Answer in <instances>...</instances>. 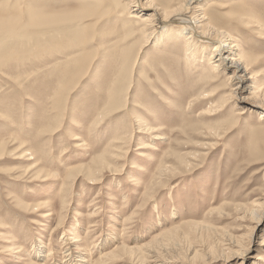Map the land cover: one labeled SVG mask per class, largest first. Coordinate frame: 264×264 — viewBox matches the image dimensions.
<instances>
[{
    "label": "rangeland",
    "instance_id": "374dc122",
    "mask_svg": "<svg viewBox=\"0 0 264 264\" xmlns=\"http://www.w3.org/2000/svg\"><path fill=\"white\" fill-rule=\"evenodd\" d=\"M128 1L0 0V264H264V104L239 116L264 102V0L197 7L256 65L221 111L213 46L191 65L159 28L137 57Z\"/></svg>",
    "mask_w": 264,
    "mask_h": 264
},
{
    "label": "bare ground",
    "instance_id": "6f19581e",
    "mask_svg": "<svg viewBox=\"0 0 264 264\" xmlns=\"http://www.w3.org/2000/svg\"><path fill=\"white\" fill-rule=\"evenodd\" d=\"M201 1L202 0H185L177 4L169 3V6L167 8H163L157 0H147V2H144L145 4L143 6L141 5V0H129L127 4L128 6L131 5L132 7H135L136 11H138L139 13L142 12L147 14V24L142 29V39L144 41L139 45V48L137 49V57H139L140 52H142V50H144V48L148 46L152 39L157 38L156 31L159 28H161L160 34L165 33L163 41H167V44H170L171 42L175 43L177 40H180L179 38H182V40L184 41V46L181 49H183L186 60H188L191 65H194L197 62L200 63L204 57L202 53L206 49L208 50V48L213 46L211 51L212 53L209 59V67H207V70H205L203 74V77L204 75L205 77L202 78L200 82H198L199 85H201L200 88L205 91L208 90L206 88H212L214 93L209 95V97H216L224 91V94L226 95L224 96V100L222 102L223 106H220L219 108V111H221L223 109L230 108L232 102L235 105L237 104L235 99L242 91L247 89L245 87V82L250 81L253 78V75H251V71L256 65H254L253 62L249 61V59L245 57V55H243L244 52L242 54H237L234 51L237 45L236 42H239V39L227 33V31L224 30L221 25H214L211 19L207 17L206 13L202 14V16L199 14V10L197 7L201 3ZM131 19L138 20L139 17L136 18V16H133V18ZM135 64L136 63H134L133 66H135ZM221 74L223 75V77H225L226 74H231L229 75V77H227L228 82L224 87H221L223 81L221 78ZM249 75L250 77L246 79V77H248ZM231 83L233 84L231 85ZM228 84H230L231 86H227ZM257 92L254 90L252 92V95L247 96L245 100L248 104L245 105V109L243 110V112L239 113V116L245 114V111H251V109H249L250 106L260 107L258 106L259 104H264ZM199 100L200 99L198 98L195 101L198 102ZM191 102L192 100H188L189 104H191ZM139 129H142L144 133L155 132L150 126H141ZM31 159L33 158L30 157V159L28 160L31 161ZM261 205V203H257L254 205V207ZM39 208L40 207H37L36 209ZM248 211L249 212H246L244 216L245 219L247 215L252 214L256 216V219H258L256 220L257 224L262 221V215L257 214V209L255 210L254 208H251ZM252 230L254 232L255 228ZM67 240H70L67 244H74L79 242L77 240ZM225 241H227L228 243L227 249L237 247L234 238H228L225 239ZM39 249L40 248H38L37 251ZM38 252H40V250ZM247 254V251L243 252V250L240 249L238 251L233 250L230 255L231 257L237 255L236 257H244L245 259L247 257ZM67 256H71L69 260L72 261V254L69 253Z\"/></svg>",
    "mask_w": 264,
    "mask_h": 264
}]
</instances>
